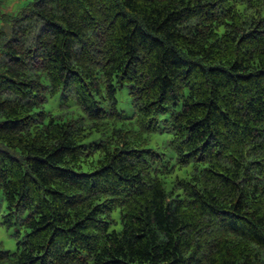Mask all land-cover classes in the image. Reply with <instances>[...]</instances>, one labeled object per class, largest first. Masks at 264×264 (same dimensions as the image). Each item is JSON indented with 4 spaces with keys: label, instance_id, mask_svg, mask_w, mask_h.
<instances>
[{
    "label": "trees",
    "instance_id": "16d2710c",
    "mask_svg": "<svg viewBox=\"0 0 264 264\" xmlns=\"http://www.w3.org/2000/svg\"><path fill=\"white\" fill-rule=\"evenodd\" d=\"M0 19V208L22 232L0 264H264V0H33Z\"/></svg>",
    "mask_w": 264,
    "mask_h": 264
},
{
    "label": "rangeland",
    "instance_id": "374dc122",
    "mask_svg": "<svg viewBox=\"0 0 264 264\" xmlns=\"http://www.w3.org/2000/svg\"><path fill=\"white\" fill-rule=\"evenodd\" d=\"M33 0H0V13L6 14L10 17H15L17 13L27 5V3ZM12 22L5 23L0 19V31L5 33L4 36L0 37V64L6 60V56L2 55L3 51H6L5 42L8 39L9 33L11 32ZM118 108L125 112L126 116L132 115V109L130 104V99L125 92L119 93L117 95ZM46 109L53 115H68L74 113L77 115L75 108L70 106L64 108L60 106V100L58 97L49 98L45 104ZM169 135L165 133L155 134L151 138L150 147H154L157 143H160L168 139ZM170 138V137H169ZM5 212V203L2 202L0 208V243L2 244V249L10 252H14L17 249V242L22 236V232L17 226L7 227L2 223V214ZM114 218L119 222L118 212L114 213ZM120 222L114 226V228L120 229ZM19 234V236H18Z\"/></svg>",
    "mask_w": 264,
    "mask_h": 264
}]
</instances>
